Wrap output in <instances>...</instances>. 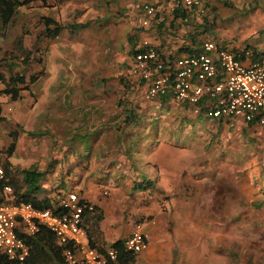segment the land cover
I'll list each match as a JSON object with an SVG mask.
<instances>
[{
	"label": "crops",
	"instance_id": "crops-1",
	"mask_svg": "<svg viewBox=\"0 0 264 264\" xmlns=\"http://www.w3.org/2000/svg\"><path fill=\"white\" fill-rule=\"evenodd\" d=\"M161 1L53 0L48 2V5L37 3V6L51 9L49 13L37 9L40 16L51 17L62 24L63 28L53 38L47 37L43 30L34 36L38 43L36 47L43 51L34 61V74L37 78L34 81L35 88L32 85L34 111L42 113L45 104L48 105L52 110L50 116L57 117V121L69 127V132H66L68 135L79 134L74 140L80 141L83 136L86 141L85 148L82 142L78 144L81 151H86L80 164L86 168L79 170L78 179L83 190L80 188L78 194L102 212L101 218L95 222L92 218L85 220L86 214L83 216L85 239L88 243L103 251L112 247L111 243L115 240L122 243L136 223H139L140 228L147 234V246L135 253L130 264H175L174 257L181 249L176 248L174 236H181L183 230L180 229L182 225L180 226L172 215L173 205L185 203L189 192H193L194 196L202 194L200 202L197 203L202 205L199 209L205 220L204 217H194L184 226L185 231L196 232V228L203 226L202 223L207 221L208 230L217 239L214 246L205 243L203 251L221 253L220 246L217 245L225 242L242 246L240 238L243 229L248 226L247 222L252 225L260 212L264 214V133L260 131L259 126L240 117L207 118L201 113H195L189 103L166 97L144 99L141 97L144 83L129 75L128 57L141 41H149L164 54L184 53L178 51V47L190 41L185 34L189 27L187 18H181L177 13H167L162 25L158 24L160 21L158 22L155 16H149L148 24L143 27L133 24L130 18L115 17L122 8L125 9L135 2L140 11L143 3L157 4ZM68 16L74 21H68ZM170 20H173L171 28ZM40 25L43 27L42 21ZM81 38L86 47L88 46L89 52L96 48L93 44H103L111 39L106 45L109 52L105 57L97 54L90 57V66H98V70L85 68V61L81 58L78 70L71 76L67 67L70 62L80 59L78 57L81 55L73 57L69 46L70 43L77 45L79 42L73 41L79 39L83 49L85 45ZM84 51L85 54L87 48ZM92 57L94 60L91 62ZM106 59H112V65H105ZM262 60L264 63V54ZM47 62L55 68L57 75L46 85L35 83L40 77H45ZM66 75L69 76L68 81L64 80ZM44 87L46 90H43ZM23 90L30 91L21 89L20 92ZM23 109L25 110L24 107ZM45 114L47 112H43L41 116ZM155 115L157 116L150 120L154 125L152 137L142 140L141 147L147 146V151L138 157L139 164L146 166L144 171L147 174L144 171L135 172L134 152L128 149V142L133 140L134 123L140 118L146 120ZM1 116L3 120L4 116ZM181 122L204 123L203 129L207 128L209 134L199 133L197 130L193 136L198 135L203 142L196 144L193 149L185 146V151L182 152L178 148L177 135L172 133V130L178 129ZM213 129H216L217 133ZM74 145L76 147V144ZM237 145L240 146L239 150ZM211 150L217 155L211 153ZM249 155H256L255 163L258 169L253 171L257 179L255 184L248 176L252 170L250 164L253 163L247 161ZM211 171L214 174L222 173V176L209 177ZM140 177H147L152 189L148 191L145 199L140 197L141 200L134 196L137 192L131 190L129 193L126 188L132 187L133 182ZM109 182L112 189H115L116 199L111 196L108 199L103 197L105 193L101 189ZM181 186L185 187L182 188V196L177 190ZM232 188H235L232 192L227 191ZM34 194L36 195V192ZM115 204L119 207L113 212ZM122 208L127 209L126 215L120 213L119 209L122 211ZM200 235L199 237L195 234L191 241L188 239V245L196 243V236H207ZM227 247L230 251L231 247ZM181 257L183 261L190 260V254L187 252ZM200 264L223 263L216 260ZM224 264L232 263L224 261Z\"/></svg>",
	"mask_w": 264,
	"mask_h": 264
},
{
	"label": "rangeland",
	"instance_id": "rangeland-1",
	"mask_svg": "<svg viewBox=\"0 0 264 264\" xmlns=\"http://www.w3.org/2000/svg\"><path fill=\"white\" fill-rule=\"evenodd\" d=\"M51 1L53 0H33L27 5L19 6L12 22L4 29L3 34L0 36V71L5 75H8L9 72H16L23 74L27 79L29 74H34L35 58L43 54V51H39L40 49L36 47L38 43L36 39H34L37 32L43 30L42 25H40V14H38L37 9L48 13L51 11L48 7L43 8L42 6H37V3L39 5H42V3L48 5V2ZM214 5L213 9L208 8L204 10L203 13H207L206 16H208L211 20L212 26L208 28V31L214 33L216 39L248 45L252 48L258 49L262 54H264V0H241L239 2H233L232 5L214 2ZM116 8L119 7L116 6ZM137 8L138 4L135 2L125 9L122 8L120 12L118 11L119 13L116 14L115 17H127L132 20L133 24H139L140 17L143 13ZM131 9L134 10L132 11ZM71 19L72 17L68 16V21H74ZM193 19H195L193 22H198L199 17ZM200 21L202 22V20ZM70 24H72V22H70ZM81 29L82 27L80 28V31ZM19 35H21L23 39V52L16 49L17 44L15 39ZM72 40L73 39H71V42ZM78 40H74L73 42L80 43ZM80 40L83 45H85L83 39L81 38ZM92 42L94 43L95 41ZM108 42H111V39L105 41L103 44H93L96 45V48H93L90 52L88 46L86 47V45L82 49L79 43L77 45L70 43L69 50L73 53V57L78 56V54L81 55L78 57L80 59L76 62L69 61L70 63L67 69L69 72L71 71V76H74L75 72L78 70V66L80 65L79 60H81V58L85 61V68L89 70H98V66H90L89 59L93 54H97L99 56L103 55L104 57L107 56L109 47H106V45ZM85 48H87V52L84 54ZM9 49L12 50L11 52L14 55V58L12 59H9V53L4 52ZM7 59L10 61L8 62ZM93 60L94 59L92 57L91 62ZM104 64L107 66L112 65V59H106ZM56 75L57 73L55 72V68L50 62H47L45 65V77L43 79L40 77L35 83L46 85ZM36 79L37 78L35 77L34 81ZM64 80L68 81L69 76L66 75ZM34 81L28 82V87L24 88L29 89L30 91L32 90L31 92L26 90L20 92L23 93L21 95L23 98L10 99L8 96L0 95L1 114L4 116V119L0 120V167L3 168L4 163L8 164L9 175L21 190L25 189V183L22 180V169L33 167L34 169L42 172L35 184L36 195L39 198L48 196L50 199L55 200L59 193L64 194L68 190H75L77 192L81 191L80 188L82 187V183H78L80 176L79 170L83 168L80 164L84 160L86 151H81L78 144L82 142L85 148L86 141L83 139V136L80 138V141L74 140V137L80 136L79 134L72 133L68 135L66 132H69V127L63 122H59V120L57 121V117L50 116L52 110L48 105L45 104L43 108L42 113L47 112V114L43 116H41L42 113L34 111ZM32 85H34V88ZM1 86L2 84L0 83V87ZM37 88H39V86H37ZM43 90H46V88L44 87ZM37 93L40 94L38 91ZM22 107H24L25 110H22ZM157 115L148 117L146 120L140 118L137 123H134L135 128L132 132L133 140L128 142V149L134 152L133 160L136 162L135 172L144 171V168H146V166L144 167V165L139 164L138 157H140L141 154H145L147 151V146L141 147V145H143L142 140L152 137L154 125L150 123V120ZM34 117L36 122L35 125ZM203 124L204 123L186 124L181 122L179 123L177 130H172V133L177 135L176 139L179 143V150L184 152L185 146H190V148L193 149L196 144L203 142L202 138L199 139L198 135L193 136L197 130H199V133L209 134L207 128L203 129ZM213 131L217 133L216 129H213ZM10 133L15 134V137L12 138ZM11 142H13V149L10 155H7L8 153L6 148ZM74 144H76V147ZM236 147L238 150L240 149L239 145ZM211 153L217 155V153L212 150ZM237 158L240 157L237 156ZM248 160L253 162L250 164L252 166V170L248 176L255 184L257 179L256 176H254L253 171H257L258 169V165L255 163L256 155H249V157H247V161ZM250 165L247 166L248 169L250 168ZM84 168H86V166ZM144 172L146 173V171ZM251 173H253V177L251 176ZM87 174L93 175V173ZM124 174L129 173H122V175ZM134 174L137 175V173ZM221 174L219 172L217 174L215 172L214 174V172L211 171L209 172V177H221ZM147 180V177H140L136 182H133L134 185L132 187L129 186L126 188L129 193L131 190L137 192L134 196H138L140 200L141 198L145 199L148 191L152 190L150 183ZM104 185L105 186L101 189L105 191L103 197L108 199L111 196L113 199H116V196L114 195L115 189H112L111 182ZM262 187L264 189V183ZM182 188L185 187L181 186L177 189L179 195L181 193L180 196H182L184 192ZM234 189L235 188H232L227 191L232 192ZM187 195H189L186 200L187 204L185 202L181 205H173L174 209L172 215L175 217L176 222L180 226L182 225L180 229L183 230V233L179 237L172 235L175 237L176 248L181 249L180 252H176L174 257L175 264H182L186 262H190V264H200L216 260H219L223 264L224 261L231 262L232 264H264V221H262V219L264 220V214L262 212H260V215L255 218L257 219V223L253 222L251 225L249 224L250 222H247L248 226L246 227L244 225L245 228L243 229V234L240 238L243 242L242 246L239 247L235 246L233 243L225 242L217 245L220 246L219 251L221 253L218 252L217 254L209 250L203 251L202 248L205 243H209V245L214 246L217 244V239L214 238L215 236L208 230L209 226L207 221L202 223L203 226L199 225L196 228V232L193 230L185 231L184 226L191 222L194 217H204L203 220H205V216L200 213L201 209H199L202 205L197 203L200 202L202 194L198 193L197 196H194L193 192L192 194L189 192ZM110 207L111 205L108 208ZM118 207L119 206L117 204L113 205V212H115ZM170 207H172V205ZM119 210L121 214L126 215V208H122V211L121 209ZM196 214H199L200 216ZM206 220L208 219L206 218ZM257 224H259V226H255ZM195 234L199 237L201 236L200 234L207 236L201 237L204 239L196 236V243L194 245H192L193 243L188 245V239L191 241L192 236ZM227 246L231 247L230 251H228ZM186 252L190 254V260L183 261L181 255Z\"/></svg>",
	"mask_w": 264,
	"mask_h": 264
},
{
	"label": "built area",
	"instance_id": "built-area-1",
	"mask_svg": "<svg viewBox=\"0 0 264 264\" xmlns=\"http://www.w3.org/2000/svg\"><path fill=\"white\" fill-rule=\"evenodd\" d=\"M220 0H162L143 3L139 24H148V17L157 21L166 14L177 13L193 18L207 9L206 3ZM241 1V0H232ZM199 20V19H198ZM244 59L229 51L223 44L204 37L196 52L164 54L149 41L143 40L128 57L129 75L142 81L141 97H166L186 102L195 113L207 118L240 117L253 121L264 133V63ZM3 170L0 167V177ZM105 193V191H103ZM57 211L35 207L30 202L14 200L12 188L3 185L0 192V251L10 264H27L29 246L21 233L33 234L39 225L46 226L60 245L64 264H107L116 258V250H100L85 239L83 213L93 205L75 190L60 193ZM147 246V234L139 223L122 241L124 250L137 253Z\"/></svg>",
	"mask_w": 264,
	"mask_h": 264
},
{
	"label": "trees",
	"instance_id": "trees-1",
	"mask_svg": "<svg viewBox=\"0 0 264 264\" xmlns=\"http://www.w3.org/2000/svg\"><path fill=\"white\" fill-rule=\"evenodd\" d=\"M33 0H0V36L3 34L4 29L12 22L17 9L21 5H27ZM220 3L232 5V0H220ZM206 7L213 9L214 5L212 3H206ZM141 10V6H140ZM207 14V13H206ZM205 13H201L198 22H193L188 15H183L185 19L187 18L188 31L186 35L189 38V43H185L178 47V51L182 52H196L199 49V43L204 37H210L216 42L223 44L229 51L236 54L241 59H244L243 50L249 49L250 55L249 58L253 60H258L263 63L262 53L255 48H252L248 45L234 44L226 40L216 39L214 33L208 31V28L212 26V22ZM175 16V15H174ZM41 21L43 23L44 34L53 38L56 36L59 31L63 28V25L54 21L51 17L41 15ZM202 20V22L200 21ZM164 21L160 20L159 25ZM159 22V21H158ZM141 24L137 25L138 27ZM146 26V24H144ZM144 25H141L143 27ZM173 26V20L169 22V28ZM182 37V36H181ZM16 49L20 52L24 51L23 39L21 35L16 37ZM137 48V47H136ZM12 50H5L4 52L9 53V59L14 58ZM135 51V48L132 52ZM11 53V54H10ZM5 58V57H4ZM6 59V58H5ZM7 59L9 62L10 60ZM9 64V63H8ZM36 77L35 74H29L26 79L23 74L16 72H9L8 75H5L0 71V95H7L10 99H17L20 95V90L27 88L28 82L34 81ZM1 113V106H0ZM3 117L0 114V120ZM13 138L15 134H11ZM7 149V155H10L13 149V142L9 143ZM3 174L0 177V192L5 184H9L12 188V195L14 200L22 202H30L35 207L39 208H51L52 211H57V198L55 200L50 199V197H37L34 192L36 191V181L42 174V172L34 169L33 167H27L22 169V180L25 183V189L21 190L19 186L14 183L12 177L9 175L8 164H3ZM60 194V193H59ZM85 200V199H84ZM86 214L85 220L92 218L93 222L101 218L102 212L100 209H97L94 205L92 209L85 210L83 213ZM84 218V217H83ZM21 236L29 246V254L26 258L27 264H64L63 257L61 255L60 245L56 242V239L53 233L44 225H39L37 231L33 234L21 233ZM111 246L116 250V258L114 261H110L107 264H130L134 259V252L124 250L120 240H115L111 243ZM13 260L9 259L3 252L0 251V264H10Z\"/></svg>",
	"mask_w": 264,
	"mask_h": 264
}]
</instances>
